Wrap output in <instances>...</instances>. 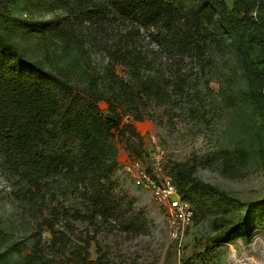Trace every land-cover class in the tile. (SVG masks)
Instances as JSON below:
<instances>
[{
    "label": "trees",
    "instance_id": "1",
    "mask_svg": "<svg viewBox=\"0 0 264 264\" xmlns=\"http://www.w3.org/2000/svg\"><path fill=\"white\" fill-rule=\"evenodd\" d=\"M33 9H59L63 15L52 22L22 18ZM12 26H21L20 39ZM214 26L242 58L264 118V0H233L231 7L226 0H0V167L24 188L25 202L47 212L41 227L50 230L53 247L71 242L55 229L56 221H67L68 229L72 220L97 217L120 219L132 229L141 224L110 187L116 165L112 141L120 137L135 151L131 139L140 138L132 125H121L123 113L142 121L141 104L178 76L151 73L143 30L160 45L154 55L183 58L197 51ZM29 36L39 41L47 66L21 45ZM92 51L109 57L104 69H92L87 59ZM58 53L65 57L62 67L50 64ZM101 102L108 104L105 116L99 113ZM169 174L185 197L219 194L191 170L174 166ZM77 194V206L61 204ZM27 258L26 264H50L39 253Z\"/></svg>",
    "mask_w": 264,
    "mask_h": 264
},
{
    "label": "rangeland",
    "instance_id": "2",
    "mask_svg": "<svg viewBox=\"0 0 264 264\" xmlns=\"http://www.w3.org/2000/svg\"><path fill=\"white\" fill-rule=\"evenodd\" d=\"M226 2L233 5V0ZM62 15L59 9H33L24 11L22 18L52 22ZM19 29L11 27L17 39L24 33ZM143 35L151 73L178 76L159 96L141 104L142 121L123 113L121 125H132L140 138L131 139L135 151L127 149L120 137L112 141L116 165L110 187L141 224L132 229L123 227L120 219L97 217L72 220L68 229L67 221H56L55 229L71 242L53 247L50 230L41 227L47 212L25 202L24 188L9 181L0 167V264H26L29 254L35 253L50 264H264V118L253 102L242 58L215 26L203 43L196 44L197 51L190 50L183 58L154 55L160 46L157 39L145 28ZM32 37L21 45L47 66L45 52ZM64 58L58 53L50 64L61 66ZM87 59L97 70L110 62L98 51ZM115 68L125 75L121 67ZM98 107L107 115V103ZM156 146L164 153L165 172L183 167L219 192L187 195L195 217L180 247L170 237L162 208L135 184L129 171L139 163L152 172ZM62 203L77 206L79 194ZM236 225L243 232H234Z\"/></svg>",
    "mask_w": 264,
    "mask_h": 264
},
{
    "label": "built area",
    "instance_id": "3",
    "mask_svg": "<svg viewBox=\"0 0 264 264\" xmlns=\"http://www.w3.org/2000/svg\"><path fill=\"white\" fill-rule=\"evenodd\" d=\"M155 140V139H154ZM152 172L145 170L139 163L129 167L135 184L147 192L164 212L170 237L181 246L188 228L192 225L195 210L190 200L180 193L173 176L162 167L163 151L156 146Z\"/></svg>",
    "mask_w": 264,
    "mask_h": 264
}]
</instances>
